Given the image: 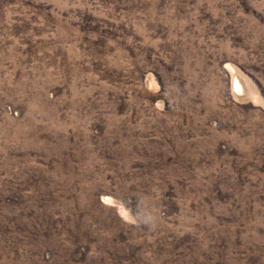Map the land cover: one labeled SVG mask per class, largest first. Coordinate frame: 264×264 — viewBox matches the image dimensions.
Instances as JSON below:
<instances>
[{"label":"rangeland","instance_id":"1","mask_svg":"<svg viewBox=\"0 0 264 264\" xmlns=\"http://www.w3.org/2000/svg\"><path fill=\"white\" fill-rule=\"evenodd\" d=\"M0 264H264V0H0Z\"/></svg>","mask_w":264,"mask_h":264},{"label":"clouds","instance_id":"2","mask_svg":"<svg viewBox=\"0 0 264 264\" xmlns=\"http://www.w3.org/2000/svg\"><path fill=\"white\" fill-rule=\"evenodd\" d=\"M134 222L137 224L145 225L152 230H154L157 227L156 217L151 214H147L144 216H136L134 218Z\"/></svg>","mask_w":264,"mask_h":264}]
</instances>
